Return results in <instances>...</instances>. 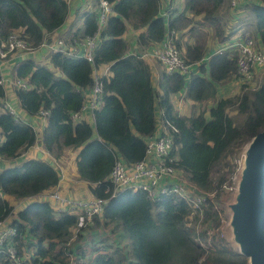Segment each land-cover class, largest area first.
Returning a JSON list of instances; mask_svg holds the SVG:
<instances>
[{"label": "trees", "instance_id": "16d2710c", "mask_svg": "<svg viewBox=\"0 0 264 264\" xmlns=\"http://www.w3.org/2000/svg\"><path fill=\"white\" fill-rule=\"evenodd\" d=\"M97 1L76 13L82 25L67 34L70 39H81L98 32L93 63L61 52L50 53L52 69L31 58L21 59L13 74L28 86L13 91L26 118L40 109L48 111L41 134L43 147L60 163L67 149L76 151L77 179L106 203L92 225L75 235L77 215H58L48 201L39 198L58 184V167L35 157L1 169L0 220L13 214L14 201L23 202L11 223L16 229V248L20 255L25 253L22 264H246L245 257L221 236L223 210L215 204V199L219 204L223 200L220 190L205 206L204 226L198 233L206 241V230L212 229L207 248L195 240V227L187 224L191 211L183 200L172 195L151 198L144 191L131 190L109 198L115 156L127 164L141 160L146 137L156 132L159 121L169 125L177 167L203 191L231 184L236 168L231 158L264 129V80L252 90H247L250 82H239L240 93L217 97L219 85L239 78L236 49L206 56L205 42L181 43L176 36L174 42L184 62L197 70L189 76L164 70L156 88L150 65L137 53H129L123 38L129 25L139 31L137 44L151 48L162 42L168 29L178 35L183 30L192 32L194 24L198 25L194 17L199 16L200 24L212 30L218 43H224L232 35L219 14L224 0H183L184 8L167 20L159 14L160 0H107L113 13L100 29ZM245 7L254 18L253 35L241 36L252 37L264 50V0H250ZM69 10L66 0H0V40L17 33L36 48L64 25ZM107 64L110 74L102 78V102L93 111L94 125L84 118L72 120L71 114L81 108L93 84V70ZM262 72L258 70L252 81ZM180 91L198 104L196 113L183 115L175 109L171 95ZM5 94L0 83V158L12 160L35 144L36 132L2 107ZM230 109L236 111L235 117ZM213 171L216 178L211 177ZM193 217L198 219L196 214ZM0 264L10 263L0 256Z\"/></svg>", "mask_w": 264, "mask_h": 264}, {"label": "built area", "instance_id": "2783aa9c", "mask_svg": "<svg viewBox=\"0 0 264 264\" xmlns=\"http://www.w3.org/2000/svg\"><path fill=\"white\" fill-rule=\"evenodd\" d=\"M237 3L238 0H231L232 7L236 6ZM96 7L98 10V29H100L105 23L106 18L113 13V8L112 4L107 0H98ZM52 34L53 32L36 48L31 47L17 33L10 34L3 41L0 40V71H2L4 64L12 57L19 56V58H22L25 55L34 54L35 51L40 49L47 50L49 55L53 52H61L67 56L85 58L88 62L93 63V52L99 41L98 32L81 39H70L68 36L50 39ZM175 34V30L168 29L161 43L155 44L150 49L143 48L139 52H135V54L137 53L138 57L144 60L153 59L158 61L167 73L180 72L189 76L192 66L184 62L177 49L174 42ZM227 49L237 50L239 82L249 83L258 70L264 71V50L258 48L252 37L245 35L234 41L230 40L227 44L220 46L215 52ZM109 74V64L102 66L101 71H99V67L93 70V84L87 92V97L81 108L71 114L72 120L83 119V115L86 112H89L93 117V111L102 102V78ZM0 83L4 86L11 84L14 88H27L28 86L25 79H10L2 73ZM2 107L12 114L14 120L31 124L11 102L4 100ZM47 114V110L40 109L35 116L45 120ZM167 126L169 125L163 121H159L156 132L146 137L145 153L141 160L127 164L120 156H115V161L109 175V180L113 187L109 198L117 196L124 190H131L133 192L144 191L151 198L172 195L183 200L190 208L191 213L189 217L196 214L198 219H204V208L209 201L212 202L216 192L220 190L223 192V195H227L232 190L236 168L232 174L230 185L225 183L221 185L220 189L214 188L212 191H203L191 183L177 167V157L172 154L173 138ZM171 130L175 129L171 128ZM234 162L237 167L238 158ZM49 198L54 202V210L58 215L61 213H74L77 215L75 235L87 224L92 225L94 216L102 213L103 206L106 203V199L100 197L71 198L70 196L61 194L58 190L51 192ZM14 214L13 212L12 215H8L5 219L0 220V256H2L4 263L22 264L25 259V253L23 252L20 255L14 242L16 229L11 225L12 219L15 216ZM198 229V226H196L194 238L201 246L207 248L210 244L213 231L212 229L206 230V241H204L200 239L198 235L200 230ZM100 248L103 249V246Z\"/></svg>", "mask_w": 264, "mask_h": 264}, {"label": "crops", "instance_id": "0c3cea01", "mask_svg": "<svg viewBox=\"0 0 264 264\" xmlns=\"http://www.w3.org/2000/svg\"><path fill=\"white\" fill-rule=\"evenodd\" d=\"M70 6L68 17L64 23L59 29L55 30L50 36V39L56 38L59 36H68L69 30L71 29V32H73L76 28L81 27L82 22L80 19H77L76 13L78 11H82L83 9L88 8L92 4V0H66ZM250 0H238V3L236 6L232 7L231 0H224L219 8V14L222 16L224 20V24L226 26V32L231 33L230 39H228L224 43H218L215 39L212 30L207 25H201V19L199 16L194 17L195 22L198 21V25L195 23L194 30L188 31L183 30L179 35L178 33L175 34V37L178 36V40L181 43H194V42H205L206 47V56L211 55L215 50H217L220 46L223 44H227L228 41H234L237 38L243 37L241 34L248 33L250 35H253V22L254 18L253 15L250 13L249 9L245 7V4ZM160 8H159V14L163 16L166 20L169 19L172 16H175L177 12H180L183 8V0H160ZM221 10V12H220ZM188 16H192L191 12L186 13ZM225 16V17H224ZM244 22V23H243ZM229 23V24H227ZM244 24V26H243ZM200 29L199 32L204 31V29L207 30V32L211 35L212 39L201 41L199 39H194L193 36L197 35V30ZM239 29V30H238ZM235 30H238L235 32ZM139 31L134 30L131 28V26H127V29L125 33L123 34V38L128 41V52L129 53H135L139 52L143 48L148 47H140L137 44V35ZM215 43V44H214ZM155 45L151 46L153 48ZM213 46V48H212ZM150 49V48H149ZM30 58L33 59L35 62L39 64H44L52 69L51 65H48L49 62V53L45 49H40L34 52V54H30ZM21 59H24V56L22 58H19V56L12 57L6 64H4L1 73L8 77V78H15L13 74V67L20 62ZM149 65L151 69L152 74V81L153 85L156 87L158 79L161 75V73L164 71V67L156 60L153 59H146L145 60ZM196 66L192 65V70L196 72ZM102 70V66L99 67V71ZM57 74L59 71H57ZM7 74H11L13 77H9ZM59 75V74H58ZM239 80L232 79L227 82L228 85H219L217 88V97H226L228 96V89H231V87L235 84H238ZM156 84V85H155ZM157 88V87H156ZM6 89V98L4 100H7L8 102H16L17 106L19 104L17 103V100L14 97V87L11 84L5 85ZM183 91L174 93L171 95V101L175 107L176 110L180 114L185 115L186 114V107L191 106L189 103L196 104L192 102L191 100H188ZM212 104L211 101L207 102V106L210 107ZM16 106V105H14ZM195 106H192V108ZM18 108V107H17ZM183 108V109H182ZM191 108V107H190ZM18 110L26 117L25 113L22 112L20 108ZM187 115V114H186ZM83 118L89 122L90 125H94V119L92 115L89 112H86L83 115ZM35 131L38 132L41 131L46 125V119L38 118L36 116L28 117L27 118ZM42 136V135H41ZM76 153V151H74ZM39 157L44 160L50 161V163H53L56 167L59 168L60 172V179L58 182V185L54 189H50L48 191H45L42 193V195L39 197L42 200L48 201L51 206L54 208V202L51 198H49V194L53 192L54 190L60 191L61 194L70 196L71 198H92L93 196L88 191L86 183L79 181L77 179V174L75 170V155H72L70 153V149L66 150V156L63 158V160L60 162L55 161L52 159L51 155L46 151V149L43 147V144H39L37 138L35 144L27 149L22 155H20L18 158L12 159V160H5L0 158V170L3 168H6L8 166L12 165H18L22 163L25 159L28 158H35ZM72 159V160H71ZM3 194L0 191V196ZM14 213L21 208V205L23 204L22 201H14Z\"/></svg>", "mask_w": 264, "mask_h": 264}, {"label": "water", "instance_id": "95a60500", "mask_svg": "<svg viewBox=\"0 0 264 264\" xmlns=\"http://www.w3.org/2000/svg\"><path fill=\"white\" fill-rule=\"evenodd\" d=\"M233 187L223 202L227 218L221 230L246 264H264V129L239 150Z\"/></svg>", "mask_w": 264, "mask_h": 264}, {"label": "rangeland", "instance_id": "374dc122", "mask_svg": "<svg viewBox=\"0 0 264 264\" xmlns=\"http://www.w3.org/2000/svg\"><path fill=\"white\" fill-rule=\"evenodd\" d=\"M220 12H221V10H220ZM225 17V16H224ZM244 23V22H243ZM227 24H229V23H227ZM243 26H244V24H243ZM239 30V29H238ZM238 30H235V32H237ZM200 31V29H198L197 30V32H195V33H198L197 35H195V36H193V38L194 39H199V40H201V41H204V40H208V39H212L211 38V35L207 32V30L206 29H204V31H201V32H199ZM215 44V43H214ZM212 48H213V46H212ZM31 56L30 55H25L24 56V59H27V58H30ZM48 65H50L49 63H48ZM56 74H57V72H56ZM58 74H60V73H58ZM9 77H13L11 74H7ZM264 80V73L262 72L260 75H258L252 82H250V84H249V86L247 87V90L249 89V90H252V89H256L259 85H260V83L262 82ZM156 85V84H155ZM224 85H228L227 84V82H225L224 83ZM241 92V85H240V83H238V84H235V85H233L232 87H231V89H228V96H234V95H237L238 93H240ZM14 104H13V106L14 105H16V106H14L17 110H18V108H17V104H16V102H13ZM187 104H191V106H189V107H186L185 109H188V110H186V114L187 115H192V114H194V113H196L199 109H198V104L196 103V104H193V103H187ZM192 106H195V107H193L192 108ZM191 107V108H190ZM205 107L208 109L209 107L205 104ZM183 109V108H182ZM229 114L231 115V116H233V117H235L236 115H237V113H236V111L234 110V109H230L229 111ZM242 118V116H238V119L240 120ZM35 130V129H34ZM36 132V138H37V140H38V142H39V144H41L42 143V139H41V131H35ZM70 153L72 154V155H75V152H74V150H72V149H70ZM237 155H238V152L231 158V160L234 162L236 159H237ZM72 160V159H71ZM211 177L212 178H216V173H215V171H213L212 173H211ZM228 195L229 194H227V195H223V200L220 202V204H219V202L217 201V199H215V203H217V205H220L219 206V208L221 209L222 208V210H223V213H222V217H223V222H222V227H221V230H222V228L224 227V225H225V223H226V220H227V218L225 217V214H224V207H223V202L227 199V197H228ZM23 206V205H22ZM22 206H21V208H22ZM190 216V215H189ZM191 219V220H190ZM204 219H198V220H195V217H193V215L191 216V217H189V219H187V224H188V226H192V227H195L196 228V226H198V230H201V228L204 226V221H203ZM221 236L223 237V235L221 234ZM201 239V238H200ZM224 239V238H223ZM204 242V241H203ZM226 242V241H225Z\"/></svg>", "mask_w": 264, "mask_h": 264}]
</instances>
